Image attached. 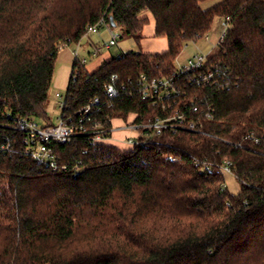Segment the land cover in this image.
<instances>
[{"label":"trees","instance_id":"16d2710c","mask_svg":"<svg viewBox=\"0 0 264 264\" xmlns=\"http://www.w3.org/2000/svg\"><path fill=\"white\" fill-rule=\"evenodd\" d=\"M204 1L0 0V264H264V0ZM146 11L168 49L122 51L94 71L75 57L60 116L76 125L83 116L87 132L56 145L57 169L37 163L16 124H53L59 50L102 18L140 45ZM225 16L230 26L208 63L218 81L178 80L189 96L213 102L208 134L165 130L133 148L91 142L95 129L131 113L165 115L143 98L141 74H176L183 46ZM113 75L119 92L109 96ZM251 132L260 143L244 139ZM226 158L238 193L221 187Z\"/></svg>","mask_w":264,"mask_h":264},{"label":"built area","instance_id":"2783aa9c","mask_svg":"<svg viewBox=\"0 0 264 264\" xmlns=\"http://www.w3.org/2000/svg\"><path fill=\"white\" fill-rule=\"evenodd\" d=\"M230 21V16L222 18L223 30L218 42L225 38ZM101 23L109 27L108 23L102 18L98 23L88 27L87 34L96 32ZM204 37H208V34ZM116 43L117 38L113 35L105 46L110 48ZM101 49V46H97L93 55L100 53ZM210 55L198 54L193 56L181 68L176 67V74L168 77L150 79L146 74L142 73L141 79L145 84L142 93L143 98L150 99L154 105H160L166 114L144 117L142 113H131L127 119H120L123 123L117 126L118 129L134 131V135L125 136L120 141L131 146L129 148H133L138 144L147 143L154 136L163 133L165 130H169L172 133L185 130L208 134L204 129V122L214 117L215 108L213 102L206 96L198 94L193 97L189 96L184 91L183 86L178 83V80L180 75L189 76L191 74V78H187L188 82L195 83L198 86L213 85L215 81H218L221 72L214 65H208ZM78 56L79 53L76 51V57ZM79 59L84 63L87 61L86 58ZM116 78V75H113L112 82L106 87V92L109 96H116L119 92L114 82ZM56 96L61 98L62 95L57 92ZM94 101H99V98L96 97ZM63 104L64 100L61 101V106ZM89 111L90 106H87L85 113ZM84 119L83 116L80 117V125H76L73 116H59V123L40 126L34 118L21 117L17 120L16 128L23 134L26 154L41 165L57 169L59 163L56 145L70 142L74 136L86 133L87 130L82 124ZM114 127L113 123V127L109 131L105 128L95 129L91 142H107V140L113 138ZM244 139H251L256 144L261 141V138L253 132L245 135ZM236 145L243 146L241 143H236ZM210 169V165L206 167V170ZM220 169L225 174L233 173L232 161L228 158L224 159L220 164ZM221 187L222 189L227 188L225 182L221 184Z\"/></svg>","mask_w":264,"mask_h":264},{"label":"rangeland","instance_id":"374dc122","mask_svg":"<svg viewBox=\"0 0 264 264\" xmlns=\"http://www.w3.org/2000/svg\"><path fill=\"white\" fill-rule=\"evenodd\" d=\"M219 1L220 0H206L202 3V5L204 8H208ZM144 14L149 16L150 22L144 28L143 38L140 45L133 37L127 35L122 36L121 29L119 27L110 28L108 26H103L100 27L96 32L89 33V36L85 35L81 39V41H83V45L72 42L70 44L64 45L59 50L56 59V70H58L60 73L59 75L57 73V77H54V80L50 86L47 106V113L53 124L59 123V116L61 114V101L64 100L67 92L72 65L76 57V51L79 53V58L87 59L86 66L89 70L93 71L98 68L97 65L100 59L109 60L113 56L117 55V53L122 51H138L141 49L151 53H161L168 49L167 38L156 35L155 20L152 14L149 11H146ZM222 30V19L220 17H216L211 30L208 33V37H202L196 41H189L186 43L174 61L175 66L177 68H181L188 63L190 58L195 55L203 54L207 56L211 53H214V51L217 49V42L220 38ZM113 35L116 36L117 43L108 48L105 46V44L109 42ZM90 39H92L94 43H97L98 46L102 47L100 53L96 55L89 53L88 49H93L92 45L88 43ZM110 55H112V57L107 59ZM57 92L61 93V98L56 96ZM34 119L40 126L48 123V121L43 117H36ZM113 123L115 126L114 131L112 132L113 138L107 140V143L113 144L115 146H123L122 148L129 147V145L123 143L120 141V139L124 138L125 136L134 135V131L130 132L129 130L118 129L117 126H120L123 123V121L120 119H115ZM225 185L231 193H238L241 187L238 178L233 173L226 174Z\"/></svg>","mask_w":264,"mask_h":264},{"label":"crops","instance_id":"0c3cea01","mask_svg":"<svg viewBox=\"0 0 264 264\" xmlns=\"http://www.w3.org/2000/svg\"><path fill=\"white\" fill-rule=\"evenodd\" d=\"M154 18V17H153ZM155 20V19H154ZM145 28V27H144ZM143 32H144V29H143ZM87 36H89V34L87 35ZM89 44H91L92 45V47H93V49L91 48H89L88 49V51H89V53H91L92 55H93V53H94V50H95V48L98 46V44L97 43H94V41H92V39H90L89 40V42H88ZM79 44L80 45H83V41H80L79 42ZM147 52V51H146ZM118 54V53H117ZM110 57H112V55H110L107 59H109ZM102 59H100V61H99V63H98V67H100L101 66V64L106 60V59H103L102 61H101ZM68 67H69V65H68ZM87 67V66H86ZM88 69V68H87ZM89 70V69H88ZM96 70V69H95ZM89 71H91V70H89ZM94 71V70H93ZM57 73H58V75H59V71L58 70H56V68H55V72H54V77L56 78L57 77ZM54 77H53V80H54ZM53 82V81H52ZM119 147H123V146H119ZM130 147V146H129ZM129 147H126V148H129Z\"/></svg>","mask_w":264,"mask_h":264},{"label":"water","instance_id":"95a60500","mask_svg":"<svg viewBox=\"0 0 264 264\" xmlns=\"http://www.w3.org/2000/svg\"><path fill=\"white\" fill-rule=\"evenodd\" d=\"M110 20H111V24H112V26H115L116 24H115V22H114V20H113V17H110Z\"/></svg>","mask_w":264,"mask_h":264}]
</instances>
